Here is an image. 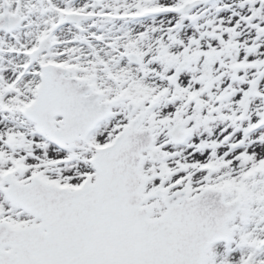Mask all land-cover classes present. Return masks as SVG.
<instances>
[{"label": "snow or ice", "instance_id": "obj_1", "mask_svg": "<svg viewBox=\"0 0 264 264\" xmlns=\"http://www.w3.org/2000/svg\"><path fill=\"white\" fill-rule=\"evenodd\" d=\"M0 264H264V0H0Z\"/></svg>", "mask_w": 264, "mask_h": 264}]
</instances>
